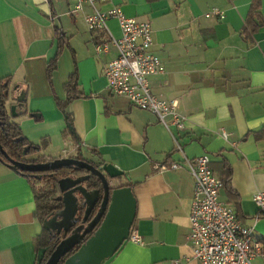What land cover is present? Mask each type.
Wrapping results in <instances>:
<instances>
[{
    "label": "crops",
    "instance_id": "crops-1",
    "mask_svg": "<svg viewBox=\"0 0 264 264\" xmlns=\"http://www.w3.org/2000/svg\"><path fill=\"white\" fill-rule=\"evenodd\" d=\"M0 0V77H9L8 112L23 134L40 150L28 158L58 159L82 154L123 171L109 178L111 196L130 188L141 243L128 238L101 264H201L189 241L194 177L186 165L157 170L155 163L182 162L185 155L211 156L221 177L222 161L232 168L230 197L220 198L237 212L244 226L264 237V217L253 200L264 190V24L247 41L241 34L252 0H113L129 17L149 21L152 49L165 71L149 77L153 92L177 103L185 129H168L149 110L133 106L108 88L104 69L117 48L98 53L95 45L120 37L117 19L90 32L88 6L77 14L74 0ZM220 8L225 17L206 16ZM54 8V11H52ZM260 13L264 22V0ZM70 38L79 74V90L63 112L55 95L65 99L64 85L74 71L71 49H64L49 81L47 65L55 55V27ZM72 118L77 138L67 132ZM225 132V135L223 134ZM112 200L110 199L109 205ZM32 186L24 175L0 159V264H37L36 236L44 229L35 214ZM129 233V235H130ZM129 237V236H128ZM254 264H264V255Z\"/></svg>",
    "mask_w": 264,
    "mask_h": 264
},
{
    "label": "built area",
    "instance_id": "built-area-1",
    "mask_svg": "<svg viewBox=\"0 0 264 264\" xmlns=\"http://www.w3.org/2000/svg\"><path fill=\"white\" fill-rule=\"evenodd\" d=\"M113 0H74L71 12L77 14L88 6L86 25L90 32L107 28L111 19H117L121 28L120 37L96 44L98 53L109 52L111 44L116 46L117 55L104 69L108 88L114 95L126 97L138 108L154 112L168 129L175 126L185 129V120L177 110V103L160 98L153 92L149 77L163 73L165 67L160 57L154 53L153 28L149 21L127 16L120 5L103 8ZM225 17L220 8H213L206 16ZM225 135V132L223 131ZM176 150L183 153L182 162L155 163L160 171L179 169L184 165L194 177V192L189 221L191 232L189 241L192 257L201 264H254L257 256L264 255V245L255 236L253 226H244L237 217L236 210L220 198L224 182L213 167L208 153L194 158L185 155L178 138ZM51 161L50 158L46 159ZM257 215L264 213V190L254 194ZM129 241L141 243L142 237L133 229Z\"/></svg>",
    "mask_w": 264,
    "mask_h": 264
},
{
    "label": "trees",
    "instance_id": "trees-1",
    "mask_svg": "<svg viewBox=\"0 0 264 264\" xmlns=\"http://www.w3.org/2000/svg\"><path fill=\"white\" fill-rule=\"evenodd\" d=\"M52 5V1L48 0ZM261 0H252L245 25L241 34L247 41H251L253 35L263 26V18L260 13ZM54 11V8H52ZM55 38L57 40V48L55 55L49 60L47 65V74L51 84L53 83V74L58 69L59 59L65 48L71 49L70 38L65 34L60 26L55 27ZM73 59H74V71L69 75L64 88L66 92L65 99L59 98L55 95L57 106L65 112L66 107L76 98H86L91 95H86L79 90V74L77 69L76 55L73 49ZM11 87V79L9 77H0V145L8 154V156L22 163L29 164H40L47 162L46 159L42 158H28L29 155L36 153L40 150V145L31 142L22 132L19 124L11 118L8 107L7 100L9 99V92ZM67 116V132L72 134V136L77 138L75 134L72 118L69 114ZM69 125L71 127H69ZM75 159L85 160L97 167H100L104 162H95L92 159L84 157L82 154H78L73 157ZM0 159L6 163H9L7 158L0 151ZM55 160V159H51ZM22 175L27 177L29 180L36 201L35 214L38 219L44 224L46 221L57 215L60 211L64 209V203L62 199L63 188L61 181L65 179L77 180L84 176L87 178L81 182L79 185L86 187L88 191H99V199L91 214L88 221H91L98 212L99 206L103 199L104 187L102 180L95 173L90 172L87 169L77 168L72 166H65L59 169H51L48 171H20ZM221 178L224 182L225 191L230 197L235 195V190L232 187V168L226 159L222 161ZM86 206L83 204V197L78 195V209L74 215V223L66 232L63 229L60 231L58 229L52 230L44 227L42 233L35 238V245L37 250L43 249L44 253L39 259L37 264H46L51 253L56 249L60 242L69 236V234L82 223V219L85 215ZM257 217H264V213L257 215ZM59 220H62V216H59ZM93 233V232H92ZM92 233L88 234L82 242L71 250L65 257H63L59 264H63L64 260L72 255L78 247L84 243ZM259 241L264 245V237L259 238Z\"/></svg>",
    "mask_w": 264,
    "mask_h": 264
},
{
    "label": "water",
    "instance_id": "water-1",
    "mask_svg": "<svg viewBox=\"0 0 264 264\" xmlns=\"http://www.w3.org/2000/svg\"><path fill=\"white\" fill-rule=\"evenodd\" d=\"M69 127H71L69 125ZM0 151L7 158L10 167L20 171H48L65 166L87 169L95 173L102 180L104 194L95 217L88 222L92 209L99 199V191H88L78 183L85 180L84 176L77 180L65 179L61 181L63 188L64 209L46 221L43 225L48 229H63L68 231L74 223V215L78 209V192L83 197L86 206L82 223L64 238L51 253L46 264H59L71 250L78 246L90 233L92 235L82 243L78 249L66 258L63 264H101L124 243L128 238L135 214V200L130 188H121L113 192L109 178L123 175V171L111 163H104L97 167L85 160L73 157L58 158L40 164L22 163L11 159L0 145ZM110 199L112 200L109 205ZM62 216V220H59ZM88 222V223H87ZM42 256H40L41 258Z\"/></svg>",
    "mask_w": 264,
    "mask_h": 264
},
{
    "label": "flooded vegetation",
    "instance_id": "flooded-vegetation-1",
    "mask_svg": "<svg viewBox=\"0 0 264 264\" xmlns=\"http://www.w3.org/2000/svg\"><path fill=\"white\" fill-rule=\"evenodd\" d=\"M78 195H80V193H79V192H78ZM88 222H89V221H88ZM88 222H87V223H88Z\"/></svg>",
    "mask_w": 264,
    "mask_h": 264
},
{
    "label": "rangeland",
    "instance_id": "rangeland-1",
    "mask_svg": "<svg viewBox=\"0 0 264 264\" xmlns=\"http://www.w3.org/2000/svg\"><path fill=\"white\" fill-rule=\"evenodd\" d=\"M67 49V48H66ZM69 49V48H68Z\"/></svg>",
    "mask_w": 264,
    "mask_h": 264
}]
</instances>
